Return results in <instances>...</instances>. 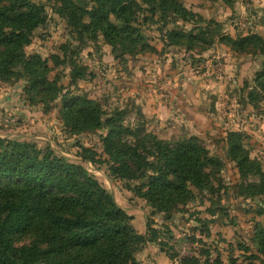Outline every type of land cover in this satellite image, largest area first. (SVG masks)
<instances>
[{"label": "rangeland", "instance_id": "obj_1", "mask_svg": "<svg viewBox=\"0 0 264 264\" xmlns=\"http://www.w3.org/2000/svg\"><path fill=\"white\" fill-rule=\"evenodd\" d=\"M34 1L46 6L47 21L34 32L25 52L47 61L49 78L57 77L63 92L46 110L44 103L29 96L27 79L0 80V137L49 148L58 157L85 167L134 217L138 232L147 234L148 226L157 230V241L168 244L163 252L168 257L178 253L179 264L184 257H197L200 264L218 257L224 264L231 260L263 264L253 237L256 223L264 226V195L251 198L254 195L248 197L247 192L249 185L259 184L264 178V79L257 80L264 55L256 49L234 52L221 42L220 35L230 34L214 18L203 17L206 23L197 18L184 21L172 15L163 17L160 12L154 15L148 7H142L139 25L154 50L123 54L103 37L81 42L66 18L57 12L59 0ZM181 1L189 6L199 0ZM202 1L213 4L216 0ZM211 21L220 23L219 31L209 25ZM199 29L214 32L207 35L214 39L211 47L204 48L198 42L189 48L187 42L173 44L169 37L172 31L197 33ZM241 35L247 36L241 31L232 37ZM64 44L70 47L66 55ZM72 47H80L79 53H74ZM64 94L87 95L107 113L122 112L126 128L144 126L163 140L197 137L220 161L219 172L217 168L208 170L213 189H194V200L179 204L167 215L155 212L129 188L141 182L116 178L109 164L103 162L108 159L101 140L106 130L75 135L64 123L60 115ZM231 132L242 135L250 158L261 165V174H240L228 155L227 137ZM79 143L97 153L98 162L85 160ZM139 259L138 253L136 264H141ZM146 264L155 263L148 259Z\"/></svg>", "mask_w": 264, "mask_h": 264}, {"label": "trees", "instance_id": "obj_2", "mask_svg": "<svg viewBox=\"0 0 264 264\" xmlns=\"http://www.w3.org/2000/svg\"><path fill=\"white\" fill-rule=\"evenodd\" d=\"M57 12L66 18L71 32L81 42L104 40L123 54L136 55L154 50L139 25L142 7L163 17L181 20L197 18L181 0H59ZM147 19H145L146 21ZM47 21L46 6L34 0H0V80L27 79L29 96L50 110L51 103L63 90L58 78L50 79L51 68L39 55L27 56L25 49L34 32ZM218 30L220 23L211 21ZM219 31V30H218ZM212 30L197 33L172 31L173 44L202 42L204 48L214 44ZM221 42L234 52L264 55V38L249 34L234 38L220 35ZM66 55L70 47L63 45ZM79 48H73L79 53ZM54 58L59 61L58 57ZM81 74V73H80ZM80 76V75H78ZM83 76V75H82ZM264 79L263 70L257 80ZM60 115L76 135L106 130L103 150L111 173L128 183L157 213L165 215L179 204L195 199L194 189H213L211 171L219 169L214 158L197 137L163 140L147 132L144 126L126 128L124 114L107 113L103 106L87 95L64 94ZM228 155L243 176L261 174V165L251 159L244 148L242 135L231 132L227 137ZM84 159L98 162L97 153L85 148ZM262 176V175H261ZM264 195V178L249 185L247 196ZM128 214L97 178L82 165L58 157L51 149L0 137V264H136L139 250L151 243L162 251L166 243L157 241L158 232L148 226L141 234ZM151 234L152 237H149ZM257 251L263 255L264 226L256 223L253 237ZM168 254V252H167ZM178 253L169 254L175 260ZM197 257H184L180 264H200ZM202 264H224L220 257L207 258ZM230 264H241L231 260Z\"/></svg>", "mask_w": 264, "mask_h": 264}, {"label": "crops", "instance_id": "obj_3", "mask_svg": "<svg viewBox=\"0 0 264 264\" xmlns=\"http://www.w3.org/2000/svg\"><path fill=\"white\" fill-rule=\"evenodd\" d=\"M200 1L186 6L206 19L214 18L223 23L231 36L242 31L243 35L253 33L264 38V0H216L213 4ZM261 130L264 139V124ZM139 232L146 234L143 230ZM138 253L141 264L148 263V259L155 264H179L177 259L171 260L158 245L151 243L144 245Z\"/></svg>", "mask_w": 264, "mask_h": 264}]
</instances>
